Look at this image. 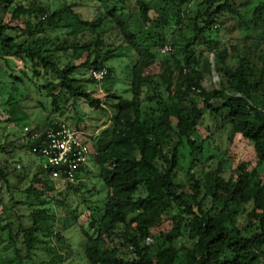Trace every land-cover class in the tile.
<instances>
[{"label": "trees", "instance_id": "16d2710c", "mask_svg": "<svg viewBox=\"0 0 264 264\" xmlns=\"http://www.w3.org/2000/svg\"><path fill=\"white\" fill-rule=\"evenodd\" d=\"M229 26L235 31L224 40ZM166 46L171 51L162 54ZM10 58L24 67L2 74L0 66V100L1 78L22 93L33 84L61 119L69 99L75 112L80 103L103 111L88 90L96 85L113 116L94 138L76 116H69L75 126L48 118L43 128L31 121L21 127L28 116L20 100L11 102L9 121L30 128L20 145L9 137L0 145V264H67L72 248L64 235L73 228L85 237V264H264V0H0V65L8 68ZM115 60L124 62L129 98L115 88ZM93 71H105L100 84ZM213 73L218 85L207 89ZM63 125L84 133L91 149L76 183L52 180L34 153ZM235 136L252 144L256 166L226 173L223 160L205 157L206 145ZM19 153L34 158L27 162V170L38 165L32 174ZM213 159L219 164L209 170ZM90 161L104 204L88 206L86 225L67 212L57 231L54 209L77 194ZM57 183L65 197L56 194ZM164 219L171 230L154 233Z\"/></svg>", "mask_w": 264, "mask_h": 264}, {"label": "rangeland", "instance_id": "374dc122", "mask_svg": "<svg viewBox=\"0 0 264 264\" xmlns=\"http://www.w3.org/2000/svg\"><path fill=\"white\" fill-rule=\"evenodd\" d=\"M43 1L46 2V0ZM78 12H80L85 19L90 20L87 9H78ZM16 24L18 23H14L13 25ZM234 31L235 27L229 26L227 29H222L221 36L222 38H224V40H227L228 38H230V36H232ZM57 35L58 33H53L54 38H57ZM82 59H84V57ZM82 61L83 60L80 59L79 61H77V63L79 64ZM211 61L213 63V58H211ZM8 63V68L4 64L0 65L1 70H3L1 72L2 74L4 73V70L8 71V73H11V70H16V72H19L24 67L23 63L18 59L10 58ZM109 66L114 67L116 70V77L118 78V81L115 88L119 90L117 93L122 95V97L124 98H129L130 93L127 91L129 89V86L128 83H126L125 75L123 73L125 67L124 62L121 60H115L110 62ZM157 71V69L152 70L153 73H156ZM89 74L90 72L85 77L89 78ZM1 79L6 83V85L1 90V94L3 95V97L0 100V145L6 143L7 137H9V141L16 142L15 145H20L22 142L21 137L25 136V134H22L23 130L20 127H15L14 124L9 121L10 117L7 114V110L10 108V104L14 100L15 102L20 100L19 106L21 108V112L27 114L28 116L27 118L21 116V127L31 121L34 122L35 125H39L41 128H43L48 118H53L52 121H59L63 119V121L67 122L68 124L75 126L74 123H76L78 120L76 121V119L73 120V118H70L75 116L78 117V119H80L81 121L80 123L77 122V125H80V127L83 128V130H85L88 134H92L94 138L100 136L104 130L110 127L113 114L109 106L106 105L107 93L105 89L100 88V86L89 85L88 90L89 92H95L93 97L100 101L101 105L104 107L103 111L94 110L88 104L80 103L77 106V112H75L72 108L73 100L69 99L67 104V106L70 108L69 112L68 114H63V118L60 119L59 114L58 116H53L51 114L53 112V108L50 106L49 101H46V96H39V94L33 93L37 89L36 86H33V84L27 85V88L22 90L24 93H22L21 91L19 92L15 88L11 87L12 84L10 80L4 78ZM44 80L46 81V78ZM40 81L37 83H42V81ZM218 82V77L215 73H213L212 77L207 78L204 81V86L207 89H210L213 87H217ZM26 93L29 94L30 97L25 100L24 94ZM39 102H44L46 105V109L41 108ZM28 127L29 126H27L26 128ZM24 132L25 131H23V133ZM210 134L211 132L208 131L205 126L203 128H200V135L204 139L209 138ZM11 149L12 147H9V150ZM17 155L23 159L25 169L27 170V162L34 161V158L25 153H19ZM205 157L207 159L211 157H218L219 160H223L222 167L223 169H225L226 173L233 172L239 165L242 164H246L249 170H252L256 166V158L252 144L240 136H235L231 141L227 140L226 138H214L211 145H206ZM218 159H213L208 162L209 170L215 169L217 167V165L219 164ZM40 160H37V162H39L43 166H46V160ZM181 166L186 173L190 167L188 159H183L181 162ZM37 167L38 165L29 163L30 170L27 171L32 174ZM23 170L24 169L20 168V166L18 167V171L21 172ZM194 172H199V167L194 168ZM97 176V167L93 161H90L86 171L81 176V181L77 183V194L71 193L69 195L66 208L54 209V214L56 215L55 226L57 231H61V226L64 222V218L68 216V213H72L73 217L78 219L80 225H86L91 218L90 213L88 212V206H103L106 194L102 191L101 193H98L101 183H99ZM181 176H183L182 173ZM36 187L42 189L41 185H36ZM56 189L57 195H59L60 197H65L63 184L57 183ZM85 198L87 199L84 203L83 199ZM17 211L18 214L22 216L21 219H23V224L25 226H29V213L26 207H21ZM169 230H171V224L166 219H164L162 225L158 227L154 231V233L167 232ZM64 236L67 237L70 242L68 243V245L70 244L72 248V255L68 259L67 264H85L82 251L85 243V237L82 236L80 230L78 228H73L69 232L65 233ZM53 244L56 248H59L58 244L55 241L53 242ZM59 251L63 252V250L61 249ZM41 257L45 258L44 253H41Z\"/></svg>", "mask_w": 264, "mask_h": 264}, {"label": "built area", "instance_id": "2783aa9c", "mask_svg": "<svg viewBox=\"0 0 264 264\" xmlns=\"http://www.w3.org/2000/svg\"><path fill=\"white\" fill-rule=\"evenodd\" d=\"M170 51V47L166 46L161 50V53L167 54ZM105 75V71L92 72L93 78L99 84ZM28 131L26 128L25 132ZM34 138L36 137H32V139ZM84 140V133L63 125L59 130H50L47 133L46 145L41 149H35L34 153L46 160L52 180L76 183L78 171L88 164L91 154V149L84 143Z\"/></svg>", "mask_w": 264, "mask_h": 264}, {"label": "clouds", "instance_id": "9594fccd", "mask_svg": "<svg viewBox=\"0 0 264 264\" xmlns=\"http://www.w3.org/2000/svg\"><path fill=\"white\" fill-rule=\"evenodd\" d=\"M51 178V177H50Z\"/></svg>", "mask_w": 264, "mask_h": 264}]
</instances>
